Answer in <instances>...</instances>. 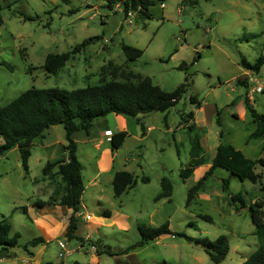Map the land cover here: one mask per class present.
I'll return each instance as SVG.
<instances>
[{"label":"rangeland","instance_id":"374dc122","mask_svg":"<svg viewBox=\"0 0 264 264\" xmlns=\"http://www.w3.org/2000/svg\"><path fill=\"white\" fill-rule=\"evenodd\" d=\"M148 11L146 17L135 12L129 22L121 5L109 8L105 0H0V104L30 86H86L112 78L116 69L133 81L138 80L137 75H147L168 91L185 82L179 100L166 110L136 116L121 114L128 120L130 135L117 150L115 164L133 172L136 184L115 196L111 182L102 175L96 186L99 189L89 184L83 189L81 200L86 206H80V216L97 214L92 195L101 190L103 209L113 213L122 210L129 215L126 222L123 220L124 227L101 225L82 243L76 237L66 238L62 248L56 240L50 241L40 264H72L73 260L117 264L119 259L130 264H238L258 244L248 208L234 209L221 187V178L227 177L230 189L241 191L247 202L264 198L258 183L217 166L188 204L186 198L188 188L210 165L218 141L241 147L251 158L264 156V140L247 136L256 123L246 106L249 87L238 83L246 69L241 57L253 62L264 54V0H151ZM85 39L89 41L76 49L58 71L44 69L46 53L70 51ZM122 43L141 48L142 53L128 58ZM256 74L264 86V64ZM251 95L252 106L264 112V91H251ZM197 100L201 102L199 108ZM189 111L192 117L187 115ZM94 119L93 129L104 119L109 132L116 126L114 112ZM191 122L193 127L188 126ZM135 132L140 139L134 138ZM43 133L30 145L27 170L17 146L0 154V219L9 222L10 235L19 234L12 247L18 255H28L24 244L41 234L34 212L23 211L22 206L30 208L32 198H47L46 190L55 187L57 192L62 183L58 177L47 178L42 167L53 154H59L64 128L57 124ZM197 138L203 161L182 178L180 170L189 165L191 146ZM47 142L51 145L43 147ZM77 151L83 183H89L98 154L84 142H79ZM255 171L263 170L256 165ZM143 175L148 176L147 181L141 179ZM164 176L170 182L171 196L155 199ZM78 218L82 224V217ZM165 220L172 230L194 237L214 239L226 234L227 255L214 262L200 244L172 233L126 250L141 237L138 223L158 225ZM32 246L28 249L34 251ZM97 249L104 251L97 254ZM0 264L27 263L6 257Z\"/></svg>","mask_w":264,"mask_h":264},{"label":"trees","instance_id":"16d2710c","mask_svg":"<svg viewBox=\"0 0 264 264\" xmlns=\"http://www.w3.org/2000/svg\"><path fill=\"white\" fill-rule=\"evenodd\" d=\"M109 8L119 4L125 12L129 7L136 10V14L149 16L148 6L151 0H105ZM3 22L0 12V25ZM91 39V38H89ZM89 39L83 40L80 44L73 47L70 51L48 52L44 56L43 67L49 73L58 71L80 46H84ZM122 49L128 58H135L142 53V49L133 45L122 43ZM241 63L245 68H250L258 72L264 64V54L260 53L253 62L241 57ZM117 70V69H116ZM114 71L113 77L102 78L100 82L87 84L86 86L66 88L57 85L53 86H30L5 104H0V154L8 149L17 146L20 151L21 163L25 170L28 169V157L30 155V145L35 137L42 136L43 131L53 124H62L65 132V143L63 148L65 156L54 160H47L42 167L44 175L58 174L63 184L60 195L48 199H35L39 206L52 204L54 202L65 204L72 208L66 226V236L76 237L81 243L83 237L75 235L74 230L77 226V212L81 206V195L84 189L82 179V165L77 156V141L74 134L77 130L86 132L93 128V120L96 116H103L109 112L136 116L152 110H166L175 104L185 90V82L180 83L174 89L168 91L157 83L152 82L147 75L138 76L137 81L130 79L129 75ZM121 75L124 79H117ZM242 82V81H240ZM190 99H194L190 96ZM248 107L256 127L249 134V138L264 136V112L257 111L246 99ZM197 107L201 105L196 101ZM189 117L193 112L187 113ZM193 127L194 123L188 124ZM127 135L126 129H119L111 133L109 142L112 149L118 148ZM200 143L197 138L191 146V160L189 165L180 170V175L185 178L194 168L201 164L203 155L200 154ZM256 165H260L263 171H255ZM221 166L228 169L240 179L248 178L252 182L258 183V188L264 193V157L258 156L251 158L240 148L230 142L219 141L211 163L202 175L187 190L186 204H188L195 193L204 187L206 178L211 175L215 167ZM143 181L148 180L147 175L141 177ZM137 182V176L126 169H118L114 172L111 184L115 196L132 187ZM221 187L227 192L229 201L234 209L238 211L246 206L255 226L254 233L257 236V246L238 264H264V198L246 201L241 191H232L229 187V179L221 178ZM171 186L169 180L164 176L161 179V188L156 193L155 199L161 197L170 198ZM26 211V206H22ZM110 209L105 208L103 215L109 216ZM204 218L210 219L208 214H203ZM137 229L140 232V239L130 244L126 250L132 249L137 245H142L148 240L154 239L164 233H172L183 236L188 241L200 244L204 251L214 262H219L225 258L229 250V240L226 234L220 233L214 239L208 237H194L183 231H174L170 228L168 220L158 224L138 223ZM10 224L5 218L0 219V257H10L13 255L11 248L18 242L19 234L15 232L9 234ZM45 239L41 235L30 238L24 247L36 245ZM102 249H97L100 254ZM72 264H84L79 260H74ZM117 264H130L127 260L119 259Z\"/></svg>","mask_w":264,"mask_h":264},{"label":"crops","instance_id":"0c3cea01","mask_svg":"<svg viewBox=\"0 0 264 264\" xmlns=\"http://www.w3.org/2000/svg\"><path fill=\"white\" fill-rule=\"evenodd\" d=\"M258 72H255L254 70H252L250 68L244 69L242 72L243 73L242 76L238 78V83L243 84L246 87L250 88L251 85H254L256 83V80L262 81V79L256 74ZM240 81H242V82H240ZM249 88H248V91H246L245 98L250 101L252 95H250V92H249L250 89ZM261 91H264V89H262ZM199 107H201V105ZM115 116H116V126L114 127V129H112V132L117 131L119 129H126L127 130V121L128 120L123 115H121L119 113H115ZM102 117L106 118V115H103ZM102 121H104V122L97 123V125H98L97 129L92 128L88 132H86L84 130H77L74 134V138L77 141V149L79 148V142H82V143L84 142V143H88L89 147L92 146V148H94V150L98 154V157H97V154L95 153V157H97V158H96L94 174L92 175L91 179L89 180V183L84 184V187H86V185L89 184V185L93 186V188L99 189L96 186H98V184L100 183V181H101L100 177L102 175H104V177L108 181L111 182L114 172L118 169H123V168L116 166L115 154H116L117 150L119 148H121V146L126 142V139L130 135V133L127 130V135H126L125 139L123 140L122 144L118 148L112 149L111 145L109 144L110 143L109 139L107 138V135L104 133V130H108V128H110V127L108 126L105 119ZM95 122H97L96 119L93 120V125ZM58 124H60V123H58ZM56 125L57 124H53V125L49 126L47 129L54 128V126H56ZM149 127L150 126H148V128ZM251 131L252 130L248 131V133H247L248 137H249V134ZM142 134L143 135L145 134L144 131H142ZM133 136L136 139H140V137H141V136L137 135L136 132H135V134H133ZM261 138L264 140V136H262ZM248 141H249V138H247V140H245L244 143L248 144ZM59 143L61 144L60 145L61 150H60L59 154H53L54 156L51 160H54L56 158H59L61 156L66 155V151L63 148V145L65 143V132H64V140L59 141ZM218 143H219V141L215 145V150H216V146ZM50 145L51 144L47 142L46 144H43V147H48ZM77 156H78V151H77ZM89 156H92L91 152L89 153ZM258 156H262V155L258 154L256 157H258ZM78 158H79V156H78ZM54 171H55V168L53 169V172L51 174H48L45 176L47 178H48V176H53L56 178L58 177L60 179L59 175L54 173ZM62 187H63V184L61 183L60 184V190H58L57 192H56L55 187L52 189H47L46 191H48V197L47 198H41V199H48L50 197L57 198L62 191ZM57 189H58V187H57ZM92 196L98 205V207L96 208L97 214L90 215V213L86 212L85 214H82L80 216V210H79L77 212V215H78V217H82L83 221L81 224V222L79 221V218H78L77 226L74 230V234L81 236L84 239H86L85 237H88V238L91 237L90 233L92 231L95 233L98 232L100 230L101 225H114L117 228H123L124 227L123 220L126 222V219L129 217V215L122 210L121 211L116 210L115 213H113L110 210L111 213L109 216L103 215L102 214L103 207H102V203H101V198H102L101 190L95 192ZM38 198L39 197L32 198L30 208L26 207V211L29 212L32 210L34 212L32 214L34 216L33 219L36 220V224L38 226V231H39V233H41L40 235L43 236V238L45 240L43 242L36 244V245H33L32 247H34V251H32L31 249L25 248L26 251L28 252V255H24V254L18 255L17 252H15L11 248L13 255L10 257H13L15 259L21 258L27 264H40L41 263L42 259L44 258V250H45L46 244L48 242L56 240L57 244L60 246V248H62V247L66 246L65 245L66 238L69 239L66 236L65 232H66V226L68 223V217L72 212V208L68 207L65 204H60L57 202H54L52 204H45V205L39 206L34 202L35 199H38ZM163 198H166V197H163ZM80 204H81V206H86L82 202V200H81ZM81 227H82V229H81ZM80 229H81V231L79 232ZM5 258H6L5 256L0 257V261H3ZM73 261H72V263H73ZM82 263H84V262H82Z\"/></svg>","mask_w":264,"mask_h":264},{"label":"built area","instance_id":"2783aa9c","mask_svg":"<svg viewBox=\"0 0 264 264\" xmlns=\"http://www.w3.org/2000/svg\"><path fill=\"white\" fill-rule=\"evenodd\" d=\"M162 4V2H161ZM116 5H119V4H116ZM136 12V10L132 9L131 7H129L124 13H125V17L126 19L130 22L132 21V17H133V14ZM262 81L260 80H256V83L254 85H251L250 86V95H251V91H261L262 89H264V86L262 85L261 83ZM104 133L107 135V138L109 139L110 138V135H111V132H109V130H104ZM1 137H0V141H1ZM92 248H94V245H92Z\"/></svg>","mask_w":264,"mask_h":264}]
</instances>
